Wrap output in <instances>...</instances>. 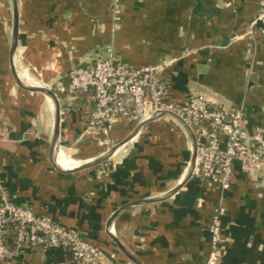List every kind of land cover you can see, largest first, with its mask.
I'll use <instances>...</instances> for the list:
<instances>
[{"label": "crops", "instance_id": "0c3cea01", "mask_svg": "<svg viewBox=\"0 0 264 264\" xmlns=\"http://www.w3.org/2000/svg\"><path fill=\"white\" fill-rule=\"evenodd\" d=\"M119 2L115 19L114 0H17V72L26 85L51 88L59 97L60 155L82 165L138 124L119 119L109 142L86 133L93 95L68 90L73 66L109 51L129 66L174 59L164 73L173 104L201 92L215 105L242 109L250 128L264 129V31L259 25L250 31L264 0ZM13 25L14 0H0V120L7 128L0 138V199L80 231L103 252L90 264H138L128 253L142 264H208L209 224L223 203L226 249L218 264H264V163L236 159L226 189L220 179L194 172L169 195L193 153L176 117L152 120L101 164L60 171L51 157L56 106L15 81ZM70 258L59 248L26 247L0 264H67Z\"/></svg>", "mask_w": 264, "mask_h": 264}, {"label": "built area", "instance_id": "2783aa9c", "mask_svg": "<svg viewBox=\"0 0 264 264\" xmlns=\"http://www.w3.org/2000/svg\"><path fill=\"white\" fill-rule=\"evenodd\" d=\"M113 11L118 19L119 0H114ZM259 20L264 23V7L252 21L250 31ZM173 62L174 59H164L156 65L129 66L109 51L89 65L73 66L68 90L73 94L92 93L94 105L86 133L98 134L105 142L110 141L108 136L119 119L139 122L156 111L175 110L195 131L197 173L211 181L220 179L226 189L230 186L236 159L252 165L264 163V129L250 128L242 109L229 110L215 105L201 92H190L184 103L173 104L170 80L164 75ZM6 131L0 120V138ZM225 214L226 207L221 203L209 224L208 264H218L225 253ZM26 247L69 251L71 258L67 264H90L103 258V252L80 231L55 221L48 214H39L28 205L0 199V262L8 261Z\"/></svg>", "mask_w": 264, "mask_h": 264}, {"label": "water", "instance_id": "95a60500", "mask_svg": "<svg viewBox=\"0 0 264 264\" xmlns=\"http://www.w3.org/2000/svg\"><path fill=\"white\" fill-rule=\"evenodd\" d=\"M257 25L264 27V24L261 20L257 22ZM18 32H19V13H18V7H17V0H14V25H13V39L11 43V60H12V72L15 78V81L20 85L21 87H24L27 90L31 91H39L42 93H45L48 95L55 103L56 106V120H55V129H54V135L52 139V144H51V157L55 163V165L58 167V169L62 172L68 173V172H74V171H79L82 169L90 168L93 166H96L98 164H101L107 160H109L118 150L121 146L125 145L127 142L132 140L143 128L147 126L149 122H151L154 119H157L159 117L165 116V115H170L173 117H176L188 130L191 138H192V159L189 163L187 172L182 180V182L177 185L170 193H174L177 191L192 175L194 172L197 173V138L195 131L193 128L186 122V120L179 115L175 110L169 109V110H160L152 113L150 116L145 117L141 121L138 122L136 125L135 129L120 143L115 144L112 146L110 149H108L105 153L90 159L89 161L83 163L82 165H79L76 168H65L61 163L59 162V147H60V133H61V105H60V100L59 97L57 96L56 92L52 90L51 88L44 87V86H29L26 85L22 79L20 78L18 72H17V67H16V58H17V51H18ZM97 57H102V55H98ZM198 174V173H197ZM135 203V202H134ZM124 207L118 209L110 218L111 222L114 217L123 209ZM119 245V243H118ZM121 249H123L126 253L127 251L122 245H119ZM129 257L137 262L138 264H142L136 257L133 255H130L128 253Z\"/></svg>", "mask_w": 264, "mask_h": 264}, {"label": "bare ground", "instance_id": "6f19581e", "mask_svg": "<svg viewBox=\"0 0 264 264\" xmlns=\"http://www.w3.org/2000/svg\"><path fill=\"white\" fill-rule=\"evenodd\" d=\"M59 162L65 168H76L80 164V162L76 161L73 158H70L68 155H65V154L59 155Z\"/></svg>", "mask_w": 264, "mask_h": 264}, {"label": "trees", "instance_id": "16d2710c", "mask_svg": "<svg viewBox=\"0 0 264 264\" xmlns=\"http://www.w3.org/2000/svg\"><path fill=\"white\" fill-rule=\"evenodd\" d=\"M69 252V251H68Z\"/></svg>", "mask_w": 264, "mask_h": 264}]
</instances>
